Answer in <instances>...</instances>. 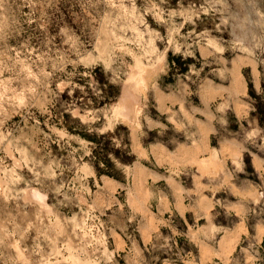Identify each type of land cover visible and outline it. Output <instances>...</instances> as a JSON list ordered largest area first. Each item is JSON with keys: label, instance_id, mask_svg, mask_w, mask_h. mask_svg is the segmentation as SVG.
I'll return each instance as SVG.
<instances>
[{"label": "rangeland", "instance_id": "obj_1", "mask_svg": "<svg viewBox=\"0 0 264 264\" xmlns=\"http://www.w3.org/2000/svg\"><path fill=\"white\" fill-rule=\"evenodd\" d=\"M263 228L264 0H0V264H264Z\"/></svg>", "mask_w": 264, "mask_h": 264}, {"label": "bare ground", "instance_id": "obj_2", "mask_svg": "<svg viewBox=\"0 0 264 264\" xmlns=\"http://www.w3.org/2000/svg\"><path fill=\"white\" fill-rule=\"evenodd\" d=\"M255 72V71H254ZM128 94L131 96V97H133V98H135L136 99V104L135 103H133V102H131V103H133V104H135L134 106H136V105H138V107H139V104H140V101H139V98H137L134 94H133V92H132V88H131V85L129 86V87H126V91L124 92V96H123V99H122V101L120 102V104L119 105H117L116 107H117V109L115 108V110H117L118 112H119V114H121V116H123V118L125 117L126 119H128V120H131V116L132 115H130V112L128 111V108H127V106H126V99L128 100V103H130L129 102V97H128ZM130 100H132V101H134L133 99H131L130 98ZM128 103H127V105H128ZM130 103V104H131ZM131 107H133V106H131ZM134 109H135V107H134ZM138 109V108H137ZM117 112V113H118ZM118 114V115H119ZM131 114H132V112H131ZM134 114V113H133ZM120 116V115H119ZM29 194V196L30 197H32L34 200H36V201H38V202H40L42 205H46V203H45V201H46V199H47V196L44 194V193H42L41 191H39V190H35V189H33L30 193H28ZM255 199V198H254ZM258 200V199H257ZM264 229V228H263ZM241 232V231H240ZM264 236V230H262V229H260L259 231H258V238L259 239H261L262 237ZM240 237V236H239ZM237 238V237H236ZM238 239V238H237ZM224 245V244H223Z\"/></svg>", "mask_w": 264, "mask_h": 264}]
</instances>
